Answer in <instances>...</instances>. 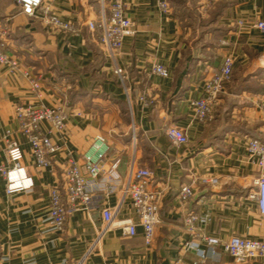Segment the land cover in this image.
<instances>
[{
    "label": "crops",
    "instance_id": "0c3cea01",
    "mask_svg": "<svg viewBox=\"0 0 264 264\" xmlns=\"http://www.w3.org/2000/svg\"><path fill=\"white\" fill-rule=\"evenodd\" d=\"M101 1L45 0L56 16L77 26V33L67 34L24 15L16 0H0L5 50L40 80L37 96L21 73L0 67V137L12 132L32 180L29 190L8 195L0 178V264H192L196 254L181 245L202 234L220 241L231 236L262 239L264 216L248 198L258 172L246 160L245 141L264 133L259 110L264 34L253 27L264 21V0H165V13L158 8L159 0H123L135 33L124 39L113 58L104 52L99 33L87 26L97 23L103 10L107 13L109 0H103V7ZM227 55L234 61L231 79L212 119L200 124L189 102L202 95L205 81ZM154 64L164 67L168 77L151 74ZM116 68L123 71L121 80ZM144 95L148 104L139 100ZM18 104L64 108L65 129L51 135L59 147L51 170L33 167L29 146L17 132ZM169 126L185 132V146H173L164 137ZM96 137L109 148L104 174L116 161L124 180L133 162L151 172L152 187L162 192L160 224L149 246L130 199L118 192L104 205L113 213V224L132 220V237L116 225L103 231L99 210L69 212L62 233L49 224L50 188L62 186L69 155L82 165ZM3 149L0 162L6 160ZM206 177L223 178L226 184H195L193 196L182 204L180 187ZM189 215L198 218L193 235L185 225ZM204 264L238 263L221 253L217 261Z\"/></svg>",
    "mask_w": 264,
    "mask_h": 264
},
{
    "label": "built area",
    "instance_id": "2783aa9c",
    "mask_svg": "<svg viewBox=\"0 0 264 264\" xmlns=\"http://www.w3.org/2000/svg\"><path fill=\"white\" fill-rule=\"evenodd\" d=\"M20 11L29 18L37 19L47 27L63 33L75 34L78 28L75 24L60 19L53 12L45 0H16ZM103 7V0L101 1ZM158 8L165 13L169 6L165 0L158 1ZM107 13L103 10L102 16L97 23L87 24L91 32L99 33V42L104 52L109 57H115L125 38L134 35L133 24L125 15L123 0H109ZM253 27L264 34V21H258ZM5 32L0 30V67H5L8 73H21L31 87V92L39 96L40 80L33 77L27 70L22 69L19 60L6 52L3 37ZM234 61L229 55L225 56L217 72L203 85V93L198 98L189 102L195 121L206 124L212 119L215 106L224 86L231 79ZM150 73L161 78H167L168 72L161 65L154 64ZM114 74L120 80L123 71L116 68ZM147 96H141L140 101L146 102ZM259 110L264 117V95L259 101ZM14 118L17 122V132L28 144L33 167L37 170H51L53 156L59 147L51 139L53 132L64 131L67 114L62 106L47 108L44 106L18 104L14 108ZM47 125V127H44ZM11 131H5L0 137V150L4 145L5 162H0V178L5 182V190L8 195L27 191L32 186V180L27 175L23 161L21 145L11 138ZM164 137L176 147L187 144L185 132L177 127L169 126L163 132ZM246 160L253 165L258 176L253 181V188L248 194L249 200L253 201L259 215L264 216V133L260 137H247L245 141ZM108 146L102 137H96L90 152L82 156V167L70 155L67 157L63 170V184L61 187H52L48 194V219L52 228L62 233L65 220L69 212L84 210L92 212L99 210L104 228L116 225L125 236L132 237L136 233V225L130 219L122 220L113 224V213L104 205L105 199L114 193L127 196L130 199L132 209L142 228L144 243L149 246L155 236V227L160 224V202L162 192L152 187V175L147 168L137 167L131 162L128 165L124 180L118 173V162H113L104 174V165ZM23 170L24 176L31 180L27 187L18 184V181L10 180L12 171ZM10 184L18 186L12 190ZM195 184L221 188L225 186L223 178H199L191 183L180 187L177 194L180 202L185 204L193 196ZM196 218L189 215L185 219L188 232L193 235L196 229ZM204 219L198 222H204ZM205 246V249L201 248ZM185 252L193 251L196 259L192 264H204L211 259L217 261L221 253L231 257L238 264H247L253 261H264V237L251 239L248 237L231 236L226 241H220L214 237L202 234L199 240H187L181 245Z\"/></svg>",
    "mask_w": 264,
    "mask_h": 264
},
{
    "label": "clouds",
    "instance_id": "9594fccd",
    "mask_svg": "<svg viewBox=\"0 0 264 264\" xmlns=\"http://www.w3.org/2000/svg\"><path fill=\"white\" fill-rule=\"evenodd\" d=\"M9 179L14 180V181H18V184L22 185L24 187H27L31 184V180L24 176V172L22 169L17 170V171H12L9 174ZM17 186H18L17 184H10L9 189L12 190V189L16 188Z\"/></svg>",
    "mask_w": 264,
    "mask_h": 264
}]
</instances>
